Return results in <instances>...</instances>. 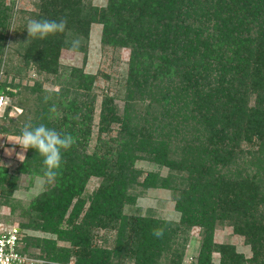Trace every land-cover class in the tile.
Wrapping results in <instances>:
<instances>
[{
  "label": "trees",
  "instance_id": "1",
  "mask_svg": "<svg viewBox=\"0 0 264 264\" xmlns=\"http://www.w3.org/2000/svg\"><path fill=\"white\" fill-rule=\"evenodd\" d=\"M6 1L0 95L22 102L23 112L0 123V134L18 137L31 122L74 139L55 181L27 206L13 194L19 176L42 174L43 157L29 149L12 173L0 167V204L20 210L21 229L47 234L25 236L21 251L47 264H181L198 227L193 264H211L214 253L218 264H264V0H106L101 7L38 0L19 19L15 0ZM61 18L63 33L29 39L30 20ZM93 24L101 25L102 49L130 50L118 92L103 94L96 123L95 77L60 64L63 50L86 55ZM31 72L58 90L23 84ZM138 161L156 169L144 172ZM92 177L100 182L87 202ZM151 189L170 193L176 219L141 213L138 202ZM221 226L243 237L250 258L213 241ZM100 229L114 232L111 248L94 243Z\"/></svg>",
  "mask_w": 264,
  "mask_h": 264
},
{
  "label": "rangeland",
  "instance_id": "2",
  "mask_svg": "<svg viewBox=\"0 0 264 264\" xmlns=\"http://www.w3.org/2000/svg\"><path fill=\"white\" fill-rule=\"evenodd\" d=\"M10 0H7L8 4ZM96 6H104L106 0H92ZM38 0H15V10L17 12V19L29 16L35 9ZM101 37V25L93 24L90 29L88 50L85 56L82 53H76L71 51L63 50L60 55V64L64 67H75L82 69L83 73L91 74L95 77L94 87L95 92L98 95V105L95 112V123L97 122V115L99 113V101L103 94L115 95L118 92L119 84L124 77V72L126 69V64L129 59L130 50L129 48L123 47L120 49H110L101 48L100 44ZM17 60V58H15ZM16 63V62H15ZM5 77L0 73V82L3 81ZM11 81V75L8 78ZM36 81L42 84L43 88L46 90H58V86L52 84L51 79H45L44 76H39L34 72L29 73L28 77L22 79L23 84H28L32 86ZM26 93H24L25 95ZM27 96V95H26ZM117 104L121 105L122 100L116 99ZM22 102H17L16 98H11L6 96L4 109L0 111V123L5 124L9 118L16 119L22 114ZM16 136H10L6 134H0V145L5 147H13L14 145L8 143V140H15ZM16 153H21L25 155V152L20 148L19 145L14 146ZM16 153L11 157L7 156L4 152V147H0V167L6 168L10 173H12L18 167L20 160L17 159ZM136 168L143 170L144 172H149L154 169L153 165L144 161H138L135 165ZM161 175L166 174L165 169H161ZM23 176V179H21ZM19 176L18 186L20 195L13 196V200L19 202L21 206H27L30 201L39 196V193H34L33 180L30 177L22 175ZM100 182L99 178L92 177L89 179L84 191V198L88 202V196L98 187ZM86 204L85 208H87ZM139 209L141 213H145L147 209H152L156 217L168 220H174L177 218V213L174 210V203L171 199V195L168 191L151 189L148 190L144 196L139 200ZM8 212L11 220L17 225L21 226L25 220L19 215L20 210L16 208L15 212L12 208L7 205ZM127 213L134 212L131 208L126 210ZM28 237H41L44 238L47 234H44L38 230H25ZM114 232L107 230H97L95 232L94 243L101 247L111 248L113 245ZM213 241L215 243H226L235 246L239 253H242L244 257L250 258L251 251L249 246L244 243L243 237L238 236L233 233V230L229 226H221L215 229L213 235ZM200 242V228L194 227L189 233V242L184 250V257L182 258L181 264H193L195 261L198 247ZM60 247H69L68 242L63 240L58 241ZM31 249V248H30ZM34 249V248H33ZM32 250V249H31ZM36 254H40V250L34 249ZM219 255L214 253L212 255L211 264H218ZM72 264V263H70Z\"/></svg>",
  "mask_w": 264,
  "mask_h": 264
},
{
  "label": "clouds",
  "instance_id": "3",
  "mask_svg": "<svg viewBox=\"0 0 264 264\" xmlns=\"http://www.w3.org/2000/svg\"><path fill=\"white\" fill-rule=\"evenodd\" d=\"M66 25L67 20L64 18H61L59 21L32 19L27 23L26 30L29 39H46L50 35L63 33L66 29ZM79 43V39L71 40V45L73 48L78 47ZM51 111L55 112L56 108L53 107ZM8 143L14 146L19 145L25 153L29 149H35L36 152L41 157H43V167L41 169L42 174H38L33 178L32 191L34 193H39L47 185L55 181L58 170L62 163V151L71 148L74 143V139L71 135H62L54 128H48L44 124L34 126L31 122H26L21 128L20 135L16 137L15 140H8ZM14 146L9 148L0 145V147H4V152L9 157L16 153ZM16 156L21 162L26 159L25 155L21 153H16ZM21 179H23V176ZM19 195L20 191L18 188L13 196L15 197ZM153 235L158 238L162 237L163 230L154 229Z\"/></svg>",
  "mask_w": 264,
  "mask_h": 264
},
{
  "label": "built area",
  "instance_id": "4",
  "mask_svg": "<svg viewBox=\"0 0 264 264\" xmlns=\"http://www.w3.org/2000/svg\"><path fill=\"white\" fill-rule=\"evenodd\" d=\"M6 96L0 95V111L5 107ZM25 230L14 223L8 207L0 204V264H47L48 261L29 256L21 250L24 247Z\"/></svg>",
  "mask_w": 264,
  "mask_h": 264
}]
</instances>
